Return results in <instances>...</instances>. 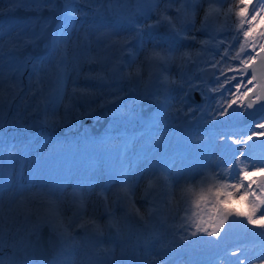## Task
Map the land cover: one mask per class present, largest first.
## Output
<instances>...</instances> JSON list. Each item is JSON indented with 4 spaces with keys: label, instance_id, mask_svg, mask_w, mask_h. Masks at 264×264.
Returning <instances> with one entry per match:
<instances>
[{
    "label": "snow or ice",
    "instance_id": "snow-or-ice-1",
    "mask_svg": "<svg viewBox=\"0 0 264 264\" xmlns=\"http://www.w3.org/2000/svg\"><path fill=\"white\" fill-rule=\"evenodd\" d=\"M7 3L8 14L25 10L37 15L11 25L7 31L0 21V89L5 86L8 89L6 98L0 93V133L6 126L70 127L82 120L99 119L109 112H112V119L132 116L131 108L126 113L122 108L112 111V106L122 100V93L128 94L118 86L125 81L137 103L155 102L157 110L145 120L140 132L125 137L121 144H113V147L126 151L131 142L144 141L146 129L155 133L157 144L161 143L163 138L158 128L174 107L171 101L175 100L172 95L175 85L187 88L181 104L193 91H199L204 101L195 109L188 107L186 112L183 108L177 109V116L184 112L187 117L202 110L201 118L207 117L209 123L225 121V128L236 129L217 133V144L225 154L222 160L213 162L217 144L196 142L200 154L196 172L173 173L174 164L163 156L157 158L147 152L145 143L141 155L148 164L146 174L138 175L131 165L110 172V183L103 191L112 188L116 191L114 199L103 192L98 194L103 208L99 219L107 216V226L115 230L117 238L121 241L124 238L121 220L128 223L139 218L145 229L150 223L152 209L146 218L133 199L143 180L147 182V189L141 199L146 204L155 203L149 199L152 193L148 189L157 183L162 182L171 191L184 181L180 191L188 195L189 206L184 207V201H179L168 210L174 220L177 217L180 220L172 227L176 228V235L184 245L189 243L190 237H207L206 243L219 245L234 223L246 230H250L248 226L264 229V0H7ZM78 4L90 11H83ZM45 11L50 15L44 17ZM4 13L5 9L0 8V16ZM77 17L85 19L78 24ZM161 29L163 33L159 32ZM197 32L205 33L208 39H198ZM145 33L150 34L147 41ZM173 36L203 46L205 58L194 65L198 74L186 76V66L181 63L179 81L170 78V66L175 64L176 54L180 53L165 38ZM41 42L45 54L33 56L31 50ZM93 43L105 51L118 52L120 56L113 59L112 67L91 60L100 64V71L93 73L90 69L85 76L97 82L95 90L81 89L76 80H72L73 87L68 92L70 72L75 71L79 77L81 58L87 56ZM125 53L131 59H127ZM141 54L143 60H139ZM185 58H190L187 51L179 55L181 61ZM138 60L135 71H125ZM145 63L149 69L148 80L141 76L140 65ZM53 70L59 87L55 95H47L43 85ZM161 88L165 91L163 100L160 99ZM6 108L9 109L7 113ZM13 108L16 111H11ZM250 113L255 115L249 116ZM120 138L121 134L113 135L109 130L93 138L92 143L99 147ZM5 145V138L0 134V202L6 193L9 201H13L16 196L36 187V181H41L38 186L47 189L45 195L49 197L45 210H24V221L15 229L8 227L6 230L9 218L0 212V252L6 244L11 249L7 264H75L69 257L77 249L84 252L87 264H105V258L111 259L115 249L105 247L101 224L96 219H82L86 199L83 193H71V199L78 201V210L71 218L59 210V203L66 197L69 187L81 188L85 181L89 185L97 183V177L77 179L75 184L67 177L56 181L40 179L45 170L42 154L29 166L25 176L24 159L29 158L30 146ZM257 145L260 153L255 151ZM18 158L21 162L17 167ZM117 208L125 213L120 219ZM181 212L185 214L180 216ZM10 219L12 224L18 223L15 217ZM45 230L51 235L47 244L40 241ZM150 242L147 238L144 240L145 248ZM50 248L55 255L49 261L46 254ZM232 257L235 260H230ZM256 260L264 264V256H257ZM225 261L251 264L241 247L225 250L216 264H225ZM0 264H6L3 258ZM153 264L159 261L154 258Z\"/></svg>",
    "mask_w": 264,
    "mask_h": 264
},
{
    "label": "rangeland",
    "instance_id": "rangeland-1",
    "mask_svg": "<svg viewBox=\"0 0 264 264\" xmlns=\"http://www.w3.org/2000/svg\"><path fill=\"white\" fill-rule=\"evenodd\" d=\"M77 6L83 11H90L83 4H78ZM205 7H207V5H205ZM0 8L5 9L4 15L8 13L7 0H0ZM30 17L31 16L28 18ZM26 19L15 20L9 17L0 16V21L3 22L6 31L11 25L22 23ZM81 19L85 18L77 17L78 24ZM148 22L152 23L151 20ZM149 35V33H145V41L149 39ZM195 35L198 39H208V36L203 32H197ZM165 38L169 39L170 42L180 50V53L185 51L190 53V58H185L184 61L179 59L180 53L176 54L177 60L175 61V64L170 66V78L179 81L178 69L181 63H184L185 66H187L190 62H193V70L186 76L190 77L198 74V70L194 65L199 60L205 58L203 46L195 44L194 41L190 40H182L179 38L174 40L171 37ZM92 39L94 40V37ZM138 47L139 46L137 45V48ZM147 47L150 48L151 45L147 44ZM85 48H88L87 42H85ZM42 49H44L43 44L31 51L38 52ZM118 56H120V53H114L110 50L105 51L102 46H97L93 43L91 49L87 51V56L81 58L79 77L75 71L70 72L67 83L68 92H71L73 87L72 80H76L77 85L81 89L95 90L97 82L91 79H86L85 76L89 73L90 69H92L93 73L100 71V64L92 63L91 60L95 59L106 63L108 67H112L114 66L112 63L113 59ZM124 56L127 57V59H131L127 53H125ZM143 59L144 56L141 54L139 60ZM139 60L136 64H133L130 69L126 68L125 71H135L137 64H139ZM124 62H127V60ZM140 67L141 76L145 80H148L149 69L147 64L140 65ZM54 73L55 70H53V74L49 78H46L45 84L43 85L46 88L47 95H55L59 87ZM165 74L168 75L169 73ZM24 79L25 83H27V78L25 77ZM162 79L163 77H161V80ZM118 86L122 87L124 92L128 94L123 95L122 93V100L117 105L112 106V111L122 108L126 113L129 108H131L133 115L119 119H112V112H109L107 115H102L100 118L107 116L109 117V120L101 134L89 135L84 129L79 134H76V123L70 127L68 126L64 132V136L52 135L50 131L54 128L50 127L43 126L35 133H27L25 130L27 126H6L3 132L0 133L5 138L6 147L11 144H16L17 147H21L25 144L30 146L31 151L29 158L24 159L25 176H27L29 166L35 163V159L38 155L42 154L45 158V170L40 179L56 181L67 177L72 178V183L75 184L77 179H82L90 175L97 177V183L89 185L85 181L81 188L74 189L69 187L67 189L66 197L59 203V210L62 211L66 217L71 218L73 213L78 210V201H73L71 199V193L76 191L85 195L86 199L84 200L83 211L81 213L82 219L98 220L105 232V247H113L115 249L111 259L105 258V264H153L154 258L159 261V264H162L164 260L170 257H175L174 264H216V261L223 257L225 250L231 251L236 247H241L248 254L251 264H258L256 257L264 256V229L258 227L251 228V226H248L250 230H246L241 224L234 223L219 245L206 243L207 239H209L207 237H190L189 243L186 245H184L183 242H168V230L172 229L173 234H176V228L172 227V225H178L180 223L179 218L177 217L174 220L168 210L174 203L179 201H184V207L189 206L188 195L182 194L180 191L181 187L184 185V181H181L180 184L176 185L171 191L162 182L157 183L154 188L148 189V191L152 193V196H150L149 199L154 200V204H146L141 199L144 190L147 189L146 180L141 181L140 188L137 190L136 196L133 199L136 201L137 207L140 208L141 212L145 214L146 218H148L149 210L152 209V216L159 219L160 226L155 233H153L152 229L147 233L146 230H142L140 225L133 224L131 234L127 237V223H124L123 220H121L124 237L123 240L121 241L116 237L114 229L113 232H111L110 237H108V218L107 216H104L99 219L100 215L103 213V208L100 199H98V194L103 192V195H107L114 199L113 194L116 191L115 188H112L111 191L103 190L110 183L108 179L109 173L113 170L120 169L122 166L131 165L138 175L141 173L146 174L148 164L141 155L144 151V143L147 152L155 154L157 158L163 156L169 160L170 164H174V167L171 169L173 173L185 170L196 172L199 170L200 162L199 144L196 142L202 141L205 143L217 144V133L226 130H236L225 128V121H220L217 124L209 123L207 117L201 118L202 110L194 111L187 116V120L196 119L193 127H184L183 129L170 128V125H175L181 120L184 112L188 110V107L195 109V106L197 105L189 103L186 99L184 104H181L180 99L186 93L187 88L183 89L180 88L179 85H175L173 86L174 90L172 92L175 100L171 101L174 107L170 110V114L167 115L166 119H164L163 123L159 125L158 128V131L163 138L161 143L157 144L155 133L146 129L145 131H147V135L144 137V141L142 139H137L131 142L126 151L118 147H113V144H121L125 137H132L140 132L144 127L145 120L157 110L156 105L148 117L140 119L138 114L139 107L138 103L135 101V94L128 92L129 85L126 81ZM0 93L6 98L8 95L7 87L5 86L0 89ZM164 95L165 91L161 88V100H163ZM65 103H67V100H65ZM202 104H204V102ZM144 107L146 108L147 106ZM180 108H183L184 112H180L177 116V109ZM8 111L9 109L6 108L5 113ZM11 111L14 112L16 109L13 108ZM97 126L93 125V131L97 129ZM72 130L73 132L71 133ZM109 130L112 131L113 135L121 134L120 140L109 142L108 144L99 147L92 143L93 138H99ZM215 151L216 155L213 157V162H215L216 159L222 160L225 158L223 149L220 148L218 144ZM255 151L256 153L261 152L259 145L256 146ZM20 162L21 160L18 158L16 160L17 167ZM233 175L235 176V173ZM0 179H2V177H0ZM40 182L41 181H36V187H32L23 192L22 195L16 196L13 201H9L8 194H5L3 201L0 202V212H2L4 217L9 218L6 222V230L8 227L15 229L20 226L24 221V210H45L48 207L47 199H49V197L45 195L47 189L40 188L38 186ZM174 197L175 199H173ZM51 199L55 198L52 197ZM20 201H22V204H18ZM116 211L118 219L122 218L125 214L124 210L121 208H117ZM184 214L185 213L181 212L180 216H183ZM11 217H15L18 223L12 224ZM137 220L139 221V218H133V221ZM139 223L142 224L141 221H139ZM153 223H155V220L151 217L148 226H152ZM75 231H81V234H83L82 230L76 229ZM141 231H143V234L140 236ZM146 238L151 241L147 248H145L144 245V240ZM212 245L214 246V250L204 256L200 254L192 256L188 255L189 249L191 251H200L207 249ZM169 252H172L170 253L171 255ZM10 253L11 249L6 244L4 250L0 252V258H3L6 264ZM165 253H167V255H165ZM161 257H163V259H160ZM69 259H74L75 264H87V257L81 249H77ZM230 260H235V257L230 258ZM225 264H230V261H225Z\"/></svg>",
    "mask_w": 264,
    "mask_h": 264
},
{
    "label": "water",
    "instance_id": "water-1",
    "mask_svg": "<svg viewBox=\"0 0 264 264\" xmlns=\"http://www.w3.org/2000/svg\"><path fill=\"white\" fill-rule=\"evenodd\" d=\"M36 15H37V13H35V12L20 10V11L15 12L14 14L6 13L3 16L4 17H9V18H12V19H15V20H19V19H26L29 16L34 17ZM42 15L44 17H47L50 14L47 11H45V12L42 13ZM56 20L57 21L59 20V15L58 14L56 16ZM163 31H164L163 29L159 30L160 33H163ZM172 38L173 39H177V37H174V36ZM42 44H43V42H41L40 46ZM31 54L33 56L43 55L44 54V49H42V50H40L38 52L31 51ZM186 69H191V72H192L193 63L190 62L186 66ZM191 72H188L186 70V74H189ZM186 92H187V90H186ZM186 99L190 103H194V104H199V103L203 102L199 91L190 92L187 95ZM138 106H139V117H140V119H144V118L148 117L149 114L155 108V102H152V103L139 102ZM144 106H147V107L145 108ZM253 115H255V114H253V113L249 114V116H253ZM108 120H109V117L105 116V117L99 118L97 120H95V119H87V120L79 121V122H77L75 133L79 134L83 129H85L86 132L89 135L101 134L103 132V129L106 126ZM195 121H196V119H193L191 121H187V117L182 116L181 120L177 124H175L173 127L174 128H178V129H183L184 127H192L195 124ZM93 125H95V126L98 125L99 127L97 126V129L93 131V129H92ZM42 127L43 126H41L39 124H34V125L27 126L26 131L28 133H35V132L39 131ZM67 128H68V126H61V127H57V128L52 129L50 132L53 135L64 136V132H65V130ZM72 132H73V130L71 131V133ZM152 219L155 220V223H153L152 226H148L146 229L143 227L142 224H139L138 220L137 221H133V219H132L130 222L127 223V226H128V228H127V237L131 234V229H132V225L133 224L140 225L142 230H146L147 233L149 232L150 229H152L153 233H155L157 231L158 227L160 226V221H159L158 218H155L154 216H152ZM111 232H113V229H109L108 237H110ZM142 234H143V231H141L140 236ZM168 235H169V241H168L169 243L181 242V241H179L177 235L173 234L172 229L168 230ZM50 238H51L50 233L47 230H45L41 234L40 241H41V243L47 244V242L49 241ZM213 250H214V246L212 245L211 247H209L207 249L200 250V251L194 250L195 252L191 251L189 249L188 254L190 256L197 255V254L206 255L208 253H211ZM169 253H172V252H169ZM54 255H55V251L50 248L48 253L46 254L47 260L50 261ZM174 258L175 257H170L165 262H163L162 264H173L174 263Z\"/></svg>",
    "mask_w": 264,
    "mask_h": 264
},
{
    "label": "trees",
    "instance_id": "trees-1",
    "mask_svg": "<svg viewBox=\"0 0 264 264\" xmlns=\"http://www.w3.org/2000/svg\"><path fill=\"white\" fill-rule=\"evenodd\" d=\"M159 259V258H158ZM157 260V259H156Z\"/></svg>",
    "mask_w": 264,
    "mask_h": 264
}]
</instances>
